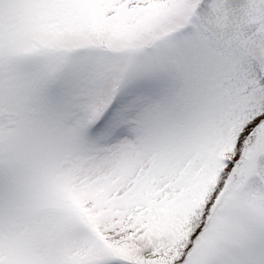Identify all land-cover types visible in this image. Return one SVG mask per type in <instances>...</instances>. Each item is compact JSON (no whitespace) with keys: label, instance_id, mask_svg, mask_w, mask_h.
I'll list each match as a JSON object with an SVG mask.
<instances>
[{"label":"snow or ice","instance_id":"snow-or-ice-1","mask_svg":"<svg viewBox=\"0 0 264 264\" xmlns=\"http://www.w3.org/2000/svg\"><path fill=\"white\" fill-rule=\"evenodd\" d=\"M0 264H264V0H0Z\"/></svg>","mask_w":264,"mask_h":264}]
</instances>
